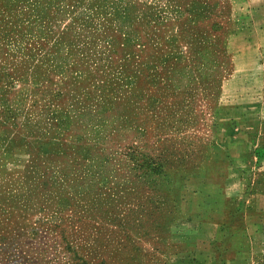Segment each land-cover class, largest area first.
<instances>
[{"label": "rangeland", "instance_id": "1", "mask_svg": "<svg viewBox=\"0 0 264 264\" xmlns=\"http://www.w3.org/2000/svg\"><path fill=\"white\" fill-rule=\"evenodd\" d=\"M200 175L264 191V0H0V264H178Z\"/></svg>", "mask_w": 264, "mask_h": 264}, {"label": "crops", "instance_id": "2", "mask_svg": "<svg viewBox=\"0 0 264 264\" xmlns=\"http://www.w3.org/2000/svg\"><path fill=\"white\" fill-rule=\"evenodd\" d=\"M248 187L242 179L224 185L210 175L184 181L179 209L193 251L178 258V264H260L264 260V191ZM236 216L242 219L241 226L234 223Z\"/></svg>", "mask_w": 264, "mask_h": 264}]
</instances>
